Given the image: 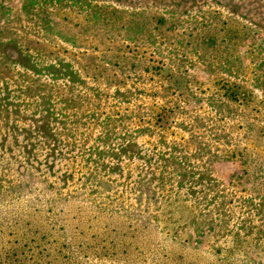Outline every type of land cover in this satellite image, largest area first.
Returning a JSON list of instances; mask_svg holds the SVG:
<instances>
[{"label": "rangeland", "instance_id": "rangeland-1", "mask_svg": "<svg viewBox=\"0 0 264 264\" xmlns=\"http://www.w3.org/2000/svg\"><path fill=\"white\" fill-rule=\"evenodd\" d=\"M0 264H264V0H0Z\"/></svg>", "mask_w": 264, "mask_h": 264}]
</instances>
